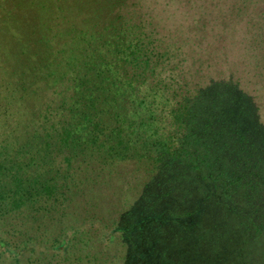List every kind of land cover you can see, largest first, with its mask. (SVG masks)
Returning <instances> with one entry per match:
<instances>
[{"label":"trees","instance_id":"obj_1","mask_svg":"<svg viewBox=\"0 0 264 264\" xmlns=\"http://www.w3.org/2000/svg\"><path fill=\"white\" fill-rule=\"evenodd\" d=\"M248 49L264 0H0V264H264Z\"/></svg>","mask_w":264,"mask_h":264},{"label":"rangeland","instance_id":"obj_2","mask_svg":"<svg viewBox=\"0 0 264 264\" xmlns=\"http://www.w3.org/2000/svg\"><path fill=\"white\" fill-rule=\"evenodd\" d=\"M237 47V46H236ZM247 51V65L245 66H239L238 72H241V76H243V85L245 86V89L252 93L254 95V98L256 100L257 105H259V114L260 119L264 123V60H259L254 58L253 52H263L259 51L258 49H248ZM239 51V50H235ZM260 59H264V57H260ZM254 62L262 71V74L260 77L254 79V77H250V71L252 70V67L254 66ZM247 66V67H246ZM254 68V67H253ZM118 174L117 177L113 176L112 181L114 182L112 193L109 195L110 198L114 197L112 203H116V201H121L120 205H117L116 207H123L125 205L123 204L124 199L129 197V190L130 186L136 182L138 178V173L134 172L131 173V169L134 170L133 164H124L123 166H118ZM112 187V185L110 186ZM105 189H107L105 187ZM111 190V189H110ZM133 191V190H131ZM135 195L132 194L131 198ZM108 205H105L104 207H107ZM115 207V208H116ZM118 211L117 209L113 211V213H116Z\"/></svg>","mask_w":264,"mask_h":264}]
</instances>
